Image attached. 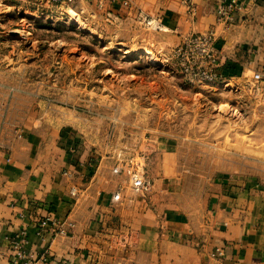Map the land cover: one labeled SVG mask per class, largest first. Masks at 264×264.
Masks as SVG:
<instances>
[{"label":"rangeland","instance_id":"1","mask_svg":"<svg viewBox=\"0 0 264 264\" xmlns=\"http://www.w3.org/2000/svg\"><path fill=\"white\" fill-rule=\"evenodd\" d=\"M110 6L0 0V147L29 129L75 130L116 148L127 182L132 169L147 184L163 176L149 183L160 208L196 210L226 181L264 187V83L185 77L173 57L182 39L139 10L116 21ZM148 148L164 154L148 164Z\"/></svg>","mask_w":264,"mask_h":264},{"label":"crops","instance_id":"2","mask_svg":"<svg viewBox=\"0 0 264 264\" xmlns=\"http://www.w3.org/2000/svg\"><path fill=\"white\" fill-rule=\"evenodd\" d=\"M92 1L74 0L71 9ZM230 1L122 0L107 11L120 21L139 10L176 43L213 30L222 79L264 77V0H233L237 10L225 26L217 10ZM17 137L15 147H0V264H10L11 240L22 231L27 252L65 264H264L261 184L226 181L196 210L160 208L149 187L130 193L127 178L113 173L116 148L66 128L52 134L34 128ZM163 152L148 148V164ZM48 215L72 222L71 234L53 238L47 224L42 229Z\"/></svg>","mask_w":264,"mask_h":264},{"label":"built area","instance_id":"3","mask_svg":"<svg viewBox=\"0 0 264 264\" xmlns=\"http://www.w3.org/2000/svg\"><path fill=\"white\" fill-rule=\"evenodd\" d=\"M54 5L72 4L74 0H47ZM98 8L105 4L114 5L121 3L122 0H96ZM191 0H184L185 4L190 5ZM237 10L235 1L224 3L218 7L217 17L220 23L225 26L232 24V16ZM191 11V9H190ZM173 57L177 62L181 74L188 78H195L207 84H217L222 80L219 72L220 54L216 48V38L213 30L201 34H189L182 38L181 43L173 50ZM255 88L264 83V77L260 72H254L249 81ZM118 167L113 169V173L118 174ZM128 181L130 187L135 190H144L149 187L144 181L142 175L135 169L128 171ZM74 195V194H72ZM120 199L119 192L112 196L113 201ZM49 226L48 232L53 238H64L71 234L74 224L70 221H57L50 215L40 222L43 229L45 225ZM41 234V232H40ZM26 234L20 232L11 240L10 247V264H65L63 262L50 261L46 254H34L25 250Z\"/></svg>","mask_w":264,"mask_h":264},{"label":"bare ground","instance_id":"4","mask_svg":"<svg viewBox=\"0 0 264 264\" xmlns=\"http://www.w3.org/2000/svg\"><path fill=\"white\" fill-rule=\"evenodd\" d=\"M18 32H21V31L18 30V31L13 32L12 34H18Z\"/></svg>","mask_w":264,"mask_h":264}]
</instances>
